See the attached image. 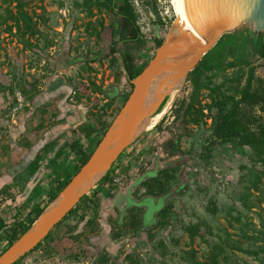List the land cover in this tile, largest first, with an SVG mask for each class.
<instances>
[{
    "label": "rangeland",
    "instance_id": "obj_1",
    "mask_svg": "<svg viewBox=\"0 0 264 264\" xmlns=\"http://www.w3.org/2000/svg\"><path fill=\"white\" fill-rule=\"evenodd\" d=\"M17 2L36 23L39 34L21 38L15 29L6 33L5 26L0 27V190L10 186L14 197L13 202L0 203L2 218L6 207L42 203L58 163L65 161L60 154L77 139L74 130L112 126L132 93L118 66L119 56L109 53L118 41L113 33L119 29L115 17L102 9L93 10L90 19L74 7L79 0H11L9 4L0 0V13L7 8L15 15ZM130 2L143 46L129 45L128 51L135 64L141 65L153 58L154 40H164L171 31L174 7L172 0ZM97 20H102L103 29L98 28ZM89 21L100 32L99 39L85 31ZM245 28L253 29L249 25L239 29ZM254 65L255 75L264 80V59L255 60ZM189 94L185 84L174 98L167 99L162 110L171 103L160 131L151 133L161 120L142 132L114 160L117 174L111 186L97 189L91 204L76 218L51 228L42 247L21 264H95L96 254L107 256L108 264H127L131 255L141 264H186L183 253L189 250H194L198 262L205 263L220 244L219 238L224 239V231L229 234L226 242L240 238L239 225L229 226L225 214L229 208L235 210L232 216L240 213L258 224L255 215L245 213L233 195L249 153L232 145L219 147L204 161L199 148L211 133L210 120L202 119L203 124L190 125L184 131L181 120L175 119V110L187 102ZM161 111L150 115L152 124ZM168 142L177 145V153L169 155ZM36 158L37 169L30 174ZM163 172L176 178L170 191L161 198L144 196L140 184ZM169 203L178 214L170 227L156 229L157 215ZM212 203L216 215L208 212ZM133 208L142 210L141 226L135 233L128 225V212ZM197 223L201 227L209 224L213 235L206 237L207 242L196 238L191 243L181 228V224ZM120 231L126 235L115 239ZM224 255L228 257L224 264H259L239 252L230 250Z\"/></svg>",
    "mask_w": 264,
    "mask_h": 264
},
{
    "label": "trees",
    "instance_id": "obj_2",
    "mask_svg": "<svg viewBox=\"0 0 264 264\" xmlns=\"http://www.w3.org/2000/svg\"><path fill=\"white\" fill-rule=\"evenodd\" d=\"M11 0H3V4H9ZM109 4H96L94 0H85L83 3L75 2L74 7L79 9L88 18H92L93 9L105 7L109 13L117 11L119 29L116 34L117 43L110 48V55H118L120 61L118 66L125 75L126 86L132 91V82L147 66L148 62L141 65L135 64V57L129 53L128 46H143L141 34L137 25V15L130 0H112ZM113 5V6H112ZM16 14L5 8L0 13V27L5 26L6 33H11L15 29V34L24 38L26 34L34 36L39 34L36 30V23L23 10L20 2L16 4ZM159 19V18H158ZM11 24H7L8 22ZM89 21L85 26L88 36L99 39L100 32ZM96 25L103 29L102 20H97ZM163 40H154L155 48H159ZM120 43V48L117 44ZM264 59V34L256 33L253 29H238L231 34L222 36L216 46L209 51L199 62L196 68L188 74L186 84L189 86L190 94L187 102L180 104L175 110V119L181 120L184 131H188V126H199L204 123L202 119L210 120V135L205 141V146H201L207 160V154L214 152L219 147L234 146L238 149H245L248 155V164L241 166L244 172L238 182L237 191L233 193L235 202L247 214L255 215L258 224L252 223L247 216H232L233 210L229 208L225 214L232 223L239 225L240 233L238 240L226 242L229 234L224 231V239H220V244L211 251L205 263L198 262L194 250L185 253L183 261L186 264H224L228 257L224 255L226 251L239 252L247 257H251L259 264H264V80L255 75V60ZM117 60L114 58L113 63ZM91 71V68H88ZM220 80L216 83L215 80ZM168 99V98H167ZM167 99L161 103L157 111H161ZM162 119V118H161ZM156 125L152 132L160 131L161 122ZM101 125V124H100ZM111 125H101L99 128L91 126H81L74 130L77 139L66 146L60 154L65 158L64 162L58 163L55 177L50 184L45 200L40 204H26L20 208L12 206L6 207L5 217H1L0 212V255H2L14 242H16L39 218L47 206L52 203L57 196L71 183L73 178L80 172L87 163L98 144L103 140ZM169 155L178 152L177 145L168 142ZM201 152V153H202ZM38 158L31 164L29 173L33 174L37 169ZM113 162L105 175L99 182L85 195L77 205L61 220L56 227H59L68 218H76L80 211H85L88 204H91L93 195L97 189L104 186H111L113 176L117 174ZM161 177H154L140 184V189L146 197H164L172 188V182L176 180L173 174L163 172ZM10 199L13 202L10 186H3L0 190V203H5ZM213 204V203H212ZM212 215L218 214L215 203L210 204ZM142 210L133 208L128 212V225L131 232L135 233L140 229V216ZM177 208L173 203L167 204L157 215L155 228L165 230L171 226L173 217L177 216ZM80 218H83L81 216ZM127 225V222H126ZM203 227H206L204 232ZM200 223L196 225L181 224V228L187 234L190 242L199 238L202 242H207L206 237L213 235L209 224ZM126 233L119 232L115 239L125 236ZM45 242V237L32 249L20 257L14 264H21L39 250ZM222 258L220 262L219 258ZM107 256L96 254L93 257L95 264H108ZM127 264H141L137 256H128Z\"/></svg>",
    "mask_w": 264,
    "mask_h": 264
},
{
    "label": "water",
    "instance_id": "obj_3",
    "mask_svg": "<svg viewBox=\"0 0 264 264\" xmlns=\"http://www.w3.org/2000/svg\"><path fill=\"white\" fill-rule=\"evenodd\" d=\"M173 3L180 21L177 17L174 19L171 31L132 82V93L119 117L123 119L124 112L133 106L131 116L122 127L111 134L107 132L87 163L52 203L76 182L73 192L66 200L53 206L50 203L30 228L0 255V264H14L64 219L96 185L103 162L108 163L104 176L114 160L137 141L146 115H152L161 103L186 84L188 74L222 36L242 25L251 26L258 34L264 33V0H173ZM179 22L201 43L193 42Z\"/></svg>",
    "mask_w": 264,
    "mask_h": 264
},
{
    "label": "bare ground",
    "instance_id": "obj_4",
    "mask_svg": "<svg viewBox=\"0 0 264 264\" xmlns=\"http://www.w3.org/2000/svg\"><path fill=\"white\" fill-rule=\"evenodd\" d=\"M172 4H173V7H174L173 0H172ZM173 13H174V15H175V18L177 17V19L180 21V19H179L177 13H176V11H175V8H174ZM179 24H180L181 26H183V25L181 24V22H179ZM183 27H184V26H183ZM184 29H185V27H184ZM185 30H186V29H185ZM186 31H187V30H186ZM187 32H188V31H187ZM188 33H189V32H188ZM189 38H190L193 42L201 43L198 39L194 38L190 33H189ZM176 92H178V90L175 91V92L170 96V98L173 97L174 94H175ZM173 98H174V97H173ZM170 103H171V102H170ZM170 103H169V105H168L167 107H165L160 113L156 114L154 124L151 123L152 120H151L150 116H149V115H146L145 120H144V123H143V126H142V132L151 130V129H152L157 123H159V121L161 120V118H163V116L167 113V111H168V109H169V107H170ZM132 112H133V106L129 107V108L124 112V116H125V117H124L123 119H121V118L119 117L118 119H116V120L113 122L112 126H111V127L109 128V130H108V131H109V134H111V133L114 132L115 130L119 129L120 127H122V125H123V124L128 120V118L131 116ZM148 133H149V132H148ZM107 165H108L107 161H104L103 164H102V167H101V169H100V172H99V174L97 175V178H96V180H97L96 182H97V183H98L99 180H100L99 178H101V177L103 176L104 172L106 171V169H107ZM75 186H76V182H74L71 186H69V188H68L64 193H62V194L59 196V198H58L54 203L51 204V206H53V205L56 204L57 202H61V201H63V200H66V199L68 198V196L73 192Z\"/></svg>",
    "mask_w": 264,
    "mask_h": 264
},
{
    "label": "flooded vegetation",
    "instance_id": "obj_5",
    "mask_svg": "<svg viewBox=\"0 0 264 264\" xmlns=\"http://www.w3.org/2000/svg\"><path fill=\"white\" fill-rule=\"evenodd\" d=\"M85 0H79V3H83ZM95 1V3L96 4H105L106 6H108L107 4H109V0H94ZM111 4H114V0H112V2H111ZM113 6V5H112ZM105 10V12L106 13H108V14H111V13H109L108 12V9L107 8H105V7H102V8H100V9H93V10H95V12H97L98 10ZM113 17H115L116 19H119L118 18V13H117V11L115 10V11H113V13L111 14Z\"/></svg>",
    "mask_w": 264,
    "mask_h": 264
}]
</instances>
